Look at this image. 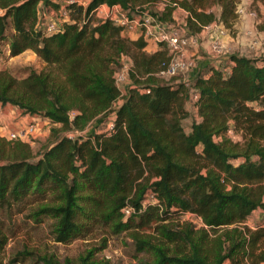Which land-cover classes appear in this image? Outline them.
Listing matches in <instances>:
<instances>
[{
    "label": "trees",
    "instance_id": "16d2710c",
    "mask_svg": "<svg viewBox=\"0 0 264 264\" xmlns=\"http://www.w3.org/2000/svg\"><path fill=\"white\" fill-rule=\"evenodd\" d=\"M39 2L58 9L48 0H0V56L1 45L10 57L31 50L63 82L44 72L19 81L0 73V106L65 129L82 130L96 117L112 127L76 138L57 135L38 158L24 142L0 137V209L22 213L39 201L26 218L52 220L51 236L61 244L82 236L91 222L113 234L128 232L136 252L152 256L144 264H264V218L246 225L253 212L264 215V55L231 54L200 71L187 89L157 75L169 60L164 42L147 54L142 32L129 39L121 27L95 16L100 6L117 5L130 20L148 15L169 27L179 9L184 32L198 36L215 23L232 31L240 0L71 2L69 21L50 34L37 27ZM122 56L130 59L131 84L118 105L112 65ZM190 90L198 95L194 103ZM186 104L195 116L189 132L182 125L190 117ZM229 131L241 140L227 137ZM184 213L198 216L205 228L175 220ZM145 228L153 235L143 234ZM7 238L0 231V252ZM28 260L109 264L92 252L73 262L26 248L7 264Z\"/></svg>",
    "mask_w": 264,
    "mask_h": 264
},
{
    "label": "rangeland",
    "instance_id": "374dc122",
    "mask_svg": "<svg viewBox=\"0 0 264 264\" xmlns=\"http://www.w3.org/2000/svg\"><path fill=\"white\" fill-rule=\"evenodd\" d=\"M48 1L52 5L58 6L59 9L61 5L67 0ZM75 1H77V3H84V1L86 0ZM239 5H243V8H247L248 11L255 13V19H259L261 21V24L253 23V38L252 36H249L251 38L248 40L249 43L244 45V47H247L246 52L242 53L248 54L252 57L264 55V35L262 34L264 32V14L260 11H264V0H240ZM37 9L40 13L39 16L42 17V21L46 20V17L44 16H47L48 10L53 8L46 7L44 6L43 2H39L37 5ZM151 10L154 11L156 9L152 8ZM2 14L3 10L0 9V15ZM136 17L137 16H135L134 18ZM236 22H238V20ZM174 27L177 26L175 25ZM239 30L240 25L238 28H232V31H227L229 38H232L233 42H235L238 37L239 40L240 38H242V35H237ZM7 34L10 35V31H8ZM209 38L210 36L203 41H207V39ZM217 40L221 44H223L221 42V39L218 38ZM153 46V43H150V45L145 48V53H152ZM238 49L239 45L235 46L233 49L237 50L238 53L227 50L228 53L224 55V58L225 56L227 57V55H229L230 51L231 53L234 52L236 54H239ZM199 51H201V48H199ZM200 56L205 57L206 61L211 60L210 57L203 54ZM194 58L197 61V58ZM224 58L217 57L213 60L223 62ZM200 59L199 61H202V57H200ZM130 65V59L126 56H122L119 59L117 65H112V68L115 71L114 76L115 79H117L121 94V98L117 102L118 105L122 102V97L125 94V88L131 84V80L128 78V70L130 69ZM197 67L198 65H196V68ZM198 69V71H201L204 68L199 67ZM30 72H44L45 74L50 75L51 78L55 79L56 82H63V77L61 76L60 72L54 67L46 66L45 63L40 60L31 50H25L14 57H10L7 46L1 45L0 73H4L7 77H12L19 81L25 78ZM188 73L189 71L183 73V75L187 76ZM181 77L182 76L180 75L177 77H173L172 79L169 78L170 80H165L168 78H164L163 81L175 83L181 81ZM188 109L189 110L187 111L190 113V117L182 122L185 132H189L192 119H194L195 117L192 106L190 104ZM70 115L72 117L74 113L72 112L70 113ZM98 118L99 117L92 119L82 130L76 128L65 129L58 124L52 123L48 118L42 117L38 114L29 115L22 109L11 105H5L0 106V137L28 123L35 124L36 128L32 136L29 137L27 141L24 140L22 142H24L28 146L32 156L38 158L39 154L43 152V150L50 147L57 135L76 138L79 137V135L84 136L88 132H100L108 130L109 122H105L104 120L98 122ZM227 137L231 138L234 141L241 140L240 136L238 134H235L233 131L227 133ZM3 139L5 140V138ZM37 203H39V201ZM37 203L34 202L27 204L24 207L22 213L13 211L10 214V212H8L7 210L0 209V227L1 225L3 227V230L0 231L8 237L4 247L2 248V251L0 252V260L4 264H7V261L11 259L12 255L15 252L24 248L34 251L38 256L52 257L53 259L59 261L69 259L73 262H77L81 256H85L89 252L93 253L94 259L108 261L109 264H144V262L152 261V256L150 254L136 252L134 243L130 239L128 232L113 234L111 232V228L101 222H91V226L86 233L76 239L70 240L67 243L61 244L54 242L50 233L52 220L47 217H43L39 222L34 223V221L26 218V215H28L31 207H35ZM263 218L264 217L260 216L256 212L250 217L249 225L253 226L257 222L261 223ZM190 219L191 217L185 214L179 215L175 218V220H178L179 222L191 223L194 226V229L197 231L203 228L198 224V222H196L198 225L194 222H190ZM142 232L147 236L153 235L152 229L149 228H145ZM152 239L154 238L152 237ZM152 242L154 243L155 241ZM24 264L33 263L32 261L28 260Z\"/></svg>",
    "mask_w": 264,
    "mask_h": 264
},
{
    "label": "built area",
    "instance_id": "2783aa9c",
    "mask_svg": "<svg viewBox=\"0 0 264 264\" xmlns=\"http://www.w3.org/2000/svg\"><path fill=\"white\" fill-rule=\"evenodd\" d=\"M71 2H77L75 0H67L65 1L61 7L58 10L50 9L48 10L46 20H42L39 16L38 12V21H37V27L44 31L47 34L54 33L56 31H59L61 29L64 22L69 21V14L66 10V5ZM87 3V0L84 1V3H79L83 6H85ZM239 12L240 10L237 9ZM249 15L252 18H256V14L253 12H249ZM95 16L102 20H109L113 24L121 27L122 31H130L133 29L134 24H138L142 29V34L144 39H153L154 42H164L167 48L168 52V63L164 65L157 75H159L162 78H173L177 76H184L183 73H186L189 71V73L195 69L197 65V61L194 57H191L188 54V48L189 47H198L199 39L196 35H187L180 24H177V27L174 26H164L161 25L153 20L152 17L145 15L141 21L138 19H129L126 12L123 11L119 6H112L107 7L104 10H99V8L95 11ZM174 19V18H173ZM178 25H180L178 27ZM210 52L212 55L221 57L224 56L225 49L223 45L216 39L212 40L210 43ZM181 82L184 84V86L189 89L190 88V81L188 79H181ZM116 84L117 79H116ZM190 100L194 103L197 100V93L194 91L189 92ZM35 124L28 123L26 125L20 126L14 131L6 133L4 136H1L2 138H5L7 141H27L29 137L32 136V134L35 131ZM109 129H111L112 124L109 123ZM229 131L228 133H230ZM123 213L125 215H128L130 213L129 208L123 209ZM185 215H189L191 217L190 222H198V224L205 228L203 225L201 219L192 213H184ZM197 224V225H198Z\"/></svg>",
    "mask_w": 264,
    "mask_h": 264
},
{
    "label": "crops",
    "instance_id": "0c3cea01",
    "mask_svg": "<svg viewBox=\"0 0 264 264\" xmlns=\"http://www.w3.org/2000/svg\"><path fill=\"white\" fill-rule=\"evenodd\" d=\"M107 7L108 6H106V5H102V6L99 7V10H104ZM237 9L240 10L239 12L237 11V19H236V21L238 20V22H235L233 28H238L239 25H240V30H239L237 35L238 36L242 35V38H240V40H239V37H238L235 40V42H233V39L229 38V35L227 34L228 30L224 29V27L221 24H219V23H215V24H212V25L206 27L200 33V35H198V39H199L198 47L201 48V51H199L198 47H189L188 48V54L191 57H196L197 58L198 67L197 68L195 67V69H193L190 73H188L187 76H182L181 79H188L189 81H193L195 76L200 72V71H198L199 67H202V68L205 69L209 64L218 65L220 63V61L213 60L214 58H217V56L212 55L211 52H210V43H211L212 40H214L216 38L217 39L218 38L221 39V42L223 43L222 45H223V47L225 49V53H228L227 50H231V51H234V52L238 53L237 50H233V49H234L235 46L239 45V49H238L239 50V55H243L245 57H252V56H250L248 54H243L242 52H246L247 47H244V45L249 43L248 40L251 39L250 37L254 34L253 30H252L253 23L261 24V21L259 19L257 20L255 18H252L249 15L250 11H248L247 8H243V5H239L237 7ZM260 11H261V13L264 14V11L263 12H262V10H260ZM184 17H185V14H184V12L182 10H179V9L176 10L175 13H174V16H173L175 24L176 25L180 24L183 21ZM141 32H142L141 27L136 23V24H134L133 29H131L130 31H125V32L122 31L121 34H122V36L127 37L129 39H136L139 35H141ZM218 34H221V35H218ZM262 34L264 35V32ZM209 36H210V38L207 39V41H203ZM252 38H253V36H252ZM145 40L147 41V46H149L150 43H153V45H154L153 46V51H155L156 48H157V43L154 42L153 39L145 38ZM250 48H252V47H250ZM231 51H230L229 55L236 54L234 52L231 53ZM202 54L205 55V56L210 57L211 60L206 61L205 57L200 56ZM229 55H227V56H229ZM200 57H202V61H199ZM222 58H224V56H222ZM225 58H226V56H225ZM198 61H199V63H198ZM203 70H201V71H203ZM185 108H186V110H189L188 109L189 108V104H186ZM256 212L260 216L264 217L262 211H255L252 214H254ZM249 219L246 221V225L249 226L250 228L255 227L257 224H259L257 222L253 226H250L249 225V222H250ZM262 221H263V219H262Z\"/></svg>",
    "mask_w": 264,
    "mask_h": 264
}]
</instances>
